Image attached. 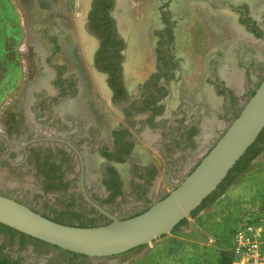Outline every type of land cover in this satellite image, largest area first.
<instances>
[{
	"label": "flooded vegetation",
	"instance_id": "flooded-vegetation-1",
	"mask_svg": "<svg viewBox=\"0 0 264 264\" xmlns=\"http://www.w3.org/2000/svg\"><path fill=\"white\" fill-rule=\"evenodd\" d=\"M28 1L30 6L26 14L31 17L29 25L41 45L37 47L34 41V48L41 54V64L47 76L33 82L26 96L25 114L29 128L34 131L31 138L17 147L0 131V168H5L17 179L29 174L34 181L36 176L38 182L35 184L41 192L51 190L78 197L84 206L103 215V223L110 218L98 208L127 192L129 184L133 183L135 192H143L146 201L149 196L145 192H153L151 185L157 178L158 167L150 161L140 141L153 145L168 164L181 157L186 149L203 147L205 139L200 140V137L204 128L208 131L209 115L216 114L214 107L218 104L215 105L218 92L231 99H240L237 89L218 72L223 58L222 46L215 47L207 56L206 76L201 83L195 89L186 88L184 79L192 71L186 37L192 21L189 18L196 15L194 6L198 1L206 10L215 13L225 11L234 16L248 37L264 36V23L261 26L256 19V16L264 14V7L254 13L247 1L235 4L230 0H152V7H144L145 20H140L145 22L151 17L147 29L148 45L136 60L131 47L135 30L127 28L125 34L121 32L117 18L123 11L117 7V0H86V13L79 30L93 44L87 58L82 55L72 23L66 25V29L56 19L42 25L48 11L54 14L58 10L63 12L62 7L56 8L57 0L51 4L56 6L50 9H45L38 0ZM257 2L254 1V7H257ZM140 32L143 33L144 29L141 28ZM251 40L243 39L245 43ZM69 46H74L82 61L87 85L85 92L78 72L59 59L64 56L63 47ZM238 46L239 43L233 46L237 70L238 62H242ZM147 51L151 57L148 71L144 70ZM209 59L215 61L211 77ZM87 64L108 92L113 110L95 107ZM204 86L210 87L213 104L208 101ZM210 108L214 110L212 113H209ZM154 139L159 141L158 144ZM215 142L209 147L205 145L206 150L192 158L187 172L171 186L175 187ZM6 192L36 190L24 191L0 183V194L14 198ZM143 209L129 215L112 216L126 218ZM0 230L8 234L6 239H0V264H81V260L93 259L61 250L3 224H0ZM43 247L59 251L60 255L67 256L66 260L62 262L55 256L43 254Z\"/></svg>",
	"mask_w": 264,
	"mask_h": 264
},
{
	"label": "rangeland",
	"instance_id": "rangeland-1",
	"mask_svg": "<svg viewBox=\"0 0 264 264\" xmlns=\"http://www.w3.org/2000/svg\"><path fill=\"white\" fill-rule=\"evenodd\" d=\"M38 1L43 2V0ZM147 1L149 2L146 3ZM214 1L222 2L226 0ZM252 1L249 4L254 13L259 12L264 7V0H258L257 7L253 5L255 0ZM42 2L40 4L45 9L56 6V4L47 5L46 2L45 4ZM57 2L56 8L62 7L63 12L70 19L82 55L86 57L85 49L88 38L79 30V24L86 13V0H57ZM22 4V0H0V131L12 140L17 147H20L25 140L31 138L34 134V131L29 128V120L25 114L28 89L33 82L38 79L43 80L47 76L44 74L45 69L41 64V54L34 48V41L37 47L41 45L39 40L33 36L34 31L29 25L27 10L24 9ZM127 4V13L131 15L130 17L136 18L142 27L151 22V17H148L145 22L140 20H145L144 7H152L154 1L127 0ZM194 12L196 13L194 19L193 16L189 18L192 21L186 37L192 63L191 75L184 79L186 88L192 90L201 83L204 76H206L207 66L205 63L207 56L212 54L215 47L222 46L223 58L228 51H232L233 68L238 73V86L229 83L223 77L229 85L237 89L236 92L239 94L240 99L238 97L231 99L227 94L222 95L221 92H218L219 96L216 98L218 101H215V105L218 104L214 107L215 111L212 108L209 110V113L214 111L216 114H212L213 117L209 115L208 138L204 140L203 147L194 146L186 149L181 157L176 158L175 161H169L168 164H165L162 156L156 152L153 145L148 144L146 141H140L150 161L158 167L157 178L154 184L151 185L153 192H145L149 196V200L146 201L143 192H135L136 188L133 183L129 184L127 192H123L120 197L101 206L104 211L116 217L129 215L139 208H144L142 210L144 211L150 204L172 191L174 186H171V184L176 183L178 178L187 172L191 164L190 161L206 150L205 145L211 146L213 141L215 142L223 133L235 118L236 112L241 110L246 102V97H250L251 92L258 86L264 75V36L248 37L247 33L236 22L244 36V38H240L239 42L235 27L230 25L234 29L233 31L228 23L223 22L222 24L216 18L219 14L235 19L234 16L228 15L225 11L215 13L213 10H206L201 7L200 1L194 6ZM53 14L48 11L42 23ZM256 19L258 24L262 26L264 14L256 16ZM131 28L133 27H128L129 30ZM248 38L252 40L245 43L243 39ZM237 41L239 43L238 56L242 60V62H238V70L233 50V46L238 44ZM209 62V70L211 71H209V77H211L215 61L209 59ZM150 65L151 57L147 51L145 53L144 70L148 71ZM87 66L88 71H90L91 96L96 104L95 107L101 110H113L109 103L108 92L101 83L100 78L92 71L89 64ZM203 89L207 92L208 101L213 104L210 87L204 86ZM154 142L158 144L159 141L154 139ZM247 157H252L247 167L236 176L225 191L213 202H208L195 216L186 218L180 226L152 242L123 254L87 261L81 260V264H215L220 258L218 251L221 248L222 250L228 248L229 236L226 227L229 223L247 217L259 219V213L264 210V192L259 193L260 196L256 198L257 201L254 203V192L234 191V186H237L239 182H241V186H237V189L248 188L252 181L256 179L264 182V133L257 144L249 151ZM0 169L3 174L0 181L1 185L6 183L12 185V188H22L24 191L31 188L36 190V192L6 193L30 208H34L33 210L38 213L41 212L42 215L63 224L77 226L80 224L91 226L104 224L105 218L103 215L84 206L78 200V197H69L65 192H50L51 190L41 192L35 184V182H38L36 176L33 178L34 181L30 179L29 174H24L22 178L17 179L5 168ZM235 173L236 170L232 174ZM161 195L162 197H160ZM6 233L0 230V239L2 237L6 239L8 236ZM11 244L10 242L9 246ZM41 249L44 251L43 254L55 256L54 258H59L62 262L67 258L66 255H60L59 251L51 248L43 247Z\"/></svg>",
	"mask_w": 264,
	"mask_h": 264
},
{
	"label": "water",
	"instance_id": "water-1",
	"mask_svg": "<svg viewBox=\"0 0 264 264\" xmlns=\"http://www.w3.org/2000/svg\"><path fill=\"white\" fill-rule=\"evenodd\" d=\"M264 128V75L214 145L165 197L127 218L94 226L56 222L0 194V224L28 237L89 258L123 254L172 231L214 192Z\"/></svg>",
	"mask_w": 264,
	"mask_h": 264
},
{
	"label": "bare ground",
	"instance_id": "bare-ground-1",
	"mask_svg": "<svg viewBox=\"0 0 264 264\" xmlns=\"http://www.w3.org/2000/svg\"><path fill=\"white\" fill-rule=\"evenodd\" d=\"M216 1H221V0H216ZM230 1L237 3V2H240L242 0H230ZM243 1L251 2L252 0H243ZM43 2H44V4L46 2L47 5H50V4H52V2H55V0H43ZM22 3H23L22 6L24 7V9L27 10L30 6V2L28 0H22ZM126 4H127V0H117V7H121L123 9V12L120 13L121 15H118V18H117L118 19V26L121 29V31H123L124 33L126 32V29L130 26H132L133 29L135 30L134 31L135 34L131 40V47H132L133 56L135 57L136 60H138L140 57L139 56L140 53L143 52L146 44L148 45L147 29L149 28V25H148L149 23H146V26L143 25V27H142L141 23L136 18L130 17L131 15L127 13L128 12L127 11V9H128L127 5H129V4H127V5ZM17 5H18V3H17ZM66 16L67 15L64 12L58 10L57 12H55V14H53L52 16H49L47 18V20L45 19L46 21H44L43 23L45 25V23L46 22L48 23V21H50L51 19H56V20H58L59 25H61L62 28H65L66 25H68V26L71 25L70 19L67 18ZM28 18H29V20H31V17H28ZM217 20L221 21V22H226L229 25H232L236 29L237 38L238 37H239V39L244 38L243 33L240 32L242 30L238 27L234 18L219 14L217 16ZM43 23H42V25H43ZM141 28L144 29L143 33L140 32ZM92 45L93 44L91 41H89L86 45L85 53H86L87 58L90 57V53H91V50L93 47ZM74 46L63 47L64 48V56L59 57V59L66 62L69 65V68L71 70H76L78 72L79 77H80V81H81L82 90L85 92L87 85H86V78L84 76L83 69H82L83 64H82V61L80 60V58L77 56ZM233 59L234 58H233L232 51H228L225 54V57L220 60L218 72L220 73L221 76H224L229 83L234 84L237 87L238 83H239L238 77H237L238 73L236 72V69L233 68V66H234V60Z\"/></svg>",
	"mask_w": 264,
	"mask_h": 264
},
{
	"label": "built area",
	"instance_id": "built-area-1",
	"mask_svg": "<svg viewBox=\"0 0 264 264\" xmlns=\"http://www.w3.org/2000/svg\"><path fill=\"white\" fill-rule=\"evenodd\" d=\"M227 249L232 256L230 264H264V220L238 219Z\"/></svg>",
	"mask_w": 264,
	"mask_h": 264
},
{
	"label": "trees",
	"instance_id": "trees-1",
	"mask_svg": "<svg viewBox=\"0 0 264 264\" xmlns=\"http://www.w3.org/2000/svg\"><path fill=\"white\" fill-rule=\"evenodd\" d=\"M253 93H254V91L251 92V95ZM263 133H264V128L262 129V131L260 132V134L258 135V137L256 138V140L253 142V144L247 149V151L244 153V155L237 161V163L234 165V167L228 172L227 176L219 184L218 188L214 192H212L210 195H208L203 200V202L195 210H193L191 212V215H190L191 217L195 216V214L197 212H199L201 209H203L208 202H213L218 196H220L225 191V189L233 182V180L236 178V176L239 173H241V172H243L245 170V168L247 167L248 163L250 162V160L252 158V157H247V154L252 149V147L257 144V142L259 141V139L261 138V136L263 135ZM235 170H236V173L235 174H232L233 171H235ZM54 221H56V220H54ZM56 222H59V221H56ZM183 222H185V219H183L176 227H178L181 224H183ZM68 225H71V224H68ZM79 226L85 227V226H91V225L80 224ZM92 226H94V225H92ZM231 259H232V256H231V254H230V252H229L228 249L222 250L220 252V258H219L220 264H230Z\"/></svg>",
	"mask_w": 264,
	"mask_h": 264
},
{
	"label": "crops",
	"instance_id": "crops-1",
	"mask_svg": "<svg viewBox=\"0 0 264 264\" xmlns=\"http://www.w3.org/2000/svg\"><path fill=\"white\" fill-rule=\"evenodd\" d=\"M207 135H208L207 128H204V130L202 131V135H201L202 137H200V140L206 139ZM1 179L2 178L0 176V181H1ZM237 186L240 187L241 182H239ZM237 186H234L235 192H254V197H255V200H253L254 203L257 201L256 198H258L260 196L259 193L264 192V182L262 180H259V179L252 181V183L250 184V186H248V188H242V189L238 188L237 189ZM258 217H259V219H262V220L264 219V210L259 213ZM236 222H237V220H234V221L230 222L229 225L226 227L227 235L229 236V239L227 241V243H228L227 246H229V244H230L232 229L234 228ZM221 251H222V248L218 251V253H220ZM215 264H220L219 260H218V262H215Z\"/></svg>",
	"mask_w": 264,
	"mask_h": 264
}]
</instances>
